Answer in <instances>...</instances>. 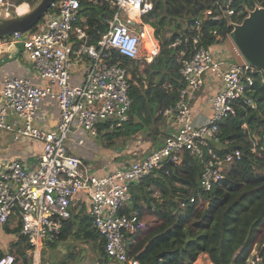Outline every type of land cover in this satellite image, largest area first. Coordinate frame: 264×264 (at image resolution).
Here are the masks:
<instances>
[{"label": "built area", "instance_id": "1", "mask_svg": "<svg viewBox=\"0 0 264 264\" xmlns=\"http://www.w3.org/2000/svg\"><path fill=\"white\" fill-rule=\"evenodd\" d=\"M82 1L55 0L36 31H14L0 38V46L19 50L44 81L37 84L17 75L0 79V129L12 131L15 141L25 138L29 144L26 152L0 162V230L14 217L12 226L19 223V232L28 241L26 255L32 264H41L45 241L58 235L71 216L72 205L82 199L94 228L104 238L107 264H140L129 253L126 240L142 229L145 221L138 210H122L129 199L128 183L159 168L163 161L180 160L185 152L200 161V190L208 191L225 179L231 166L243 160L244 152L229 148L220 123L241 109L257 108L250 94L253 74H259L262 83L264 74L244 59L230 32L226 35L234 43L239 62L226 55L220 36L216 44L201 43L200 24L210 13L204 11L195 21L193 52L181 63L184 86L178 100L161 111L167 121L177 123L175 130L164 135L158 147L128 165L103 174L89 171L83 159L67 149L71 131L81 129L96 137L100 121L107 122L109 129L120 127L130 112L127 67L112 60V52L148 61L160 53L161 41L144 21L153 7L151 0H109L114 12L107 19V29L95 44L88 43L85 30L76 24ZM89 1L101 5L104 0ZM22 5L0 0V14L22 13ZM231 13L232 9L225 8L215 17L227 18ZM180 43L177 39L171 45ZM77 66L78 80L73 78ZM206 77L213 82L205 102L206 119L199 123L193 119L192 105ZM45 100L54 101L58 108L52 123L45 121L40 110ZM248 127L247 122L240 125ZM33 142L36 149L30 150ZM248 152L264 161V134L260 142L258 137L252 140ZM180 204L184 205V200ZM14 260L9 252L0 256V264H13ZM258 261L259 253L253 247L246 264Z\"/></svg>", "mask_w": 264, "mask_h": 264}, {"label": "trees", "instance_id": "2", "mask_svg": "<svg viewBox=\"0 0 264 264\" xmlns=\"http://www.w3.org/2000/svg\"><path fill=\"white\" fill-rule=\"evenodd\" d=\"M27 1L33 5L39 0H14V3L28 4ZM151 1L153 7L144 21L161 41V50L156 57L143 62L112 52L111 59H118L127 67L131 106L128 119L120 127L109 129L107 122L98 123L97 136L106 140L108 146L117 141L124 146L126 139L132 137H146L154 146L162 143L161 139L167 134V120L161 111L178 100L179 90L184 86L181 63L193 52L195 21L203 17L204 11L210 13L201 21L200 40L208 46L220 41L217 36L224 39L249 11L264 7V0ZM225 8L232 9L233 13L227 18H216ZM113 12L109 0L101 5L89 0L81 2L76 24L85 30L88 43H96L107 29V19ZM39 21L28 32L36 31ZM167 30L168 36L165 35ZM177 39L181 43L172 46ZM253 77L250 94L257 108L241 109L220 123L229 148L238 147L244 152L243 160L231 166L225 179L208 191L200 190V161L185 152L180 160L163 161L159 168L128 183L129 199L122 210H138L145 221V226L126 240L129 253L140 264H150L153 259H156L153 264H193L201 253L207 254L213 264H246L254 246L264 264V161L248 152L252 140L258 137L260 142L264 134V83L259 74L254 73ZM243 122L248 123V129L240 128ZM137 157L134 154L130 161ZM192 195L194 200L190 201ZM182 200L184 205L180 204ZM84 202L71 212L58 235L45 241L42 252L47 248L54 256L48 259L49 254L43 252V262L73 264L85 257V248H77L76 240L90 245L93 262H109L104 238L94 228ZM7 225L3 228L9 232ZM19 225L13 227L15 236L6 237L10 244L0 251V256L9 252L15 256L13 264H32L25 253L28 241L19 232ZM160 252H163L161 256Z\"/></svg>", "mask_w": 264, "mask_h": 264}, {"label": "crops", "instance_id": "3", "mask_svg": "<svg viewBox=\"0 0 264 264\" xmlns=\"http://www.w3.org/2000/svg\"><path fill=\"white\" fill-rule=\"evenodd\" d=\"M20 4L25 5L26 3L22 2ZM21 11L24 12L25 9H22ZM224 39H226L229 42L228 43L229 46L232 48L233 51H235L236 55L239 57V54L235 50L234 43L229 39L227 35L225 36ZM224 39H222L220 42L224 43L223 41ZM226 47L227 46L223 47L222 49ZM1 52H3L2 46H0V54ZM9 53L18 56V58H21L20 55H22L19 50H13L10 51ZM10 62L4 65H0V79L6 75L27 76L37 84H44V81L39 79L37 75L30 70V67H27L24 64H20V63L19 65H17L15 61H10ZM79 72H80V68L77 66L76 70L74 71L73 78L78 80L77 77L79 76ZM212 82L213 81L209 77H206L204 85L200 90L197 99L192 105V116L196 122L199 121L200 123L206 119V112L208 111H206L205 102H206V97L208 96V92L211 90ZM40 110L43 113L45 121L50 123H52L58 115L57 105L54 101L51 100H45L42 103ZM176 127H177V123L175 121H167L165 127V133L173 132ZM83 133L85 132L82 131L81 129H74L73 131H71L67 140V149L70 153L81 157L85 165L88 167L89 171H94L98 174H103L108 171H112L115 168L125 166L126 164H128L131 157L134 156V154H136L137 156H141L146 151L159 146V144L154 146L152 142L146 137H139L137 139L132 137L126 139L124 146L122 145L121 141H117L116 143L113 144V146H108L106 144L107 142L106 140L104 139L98 140L96 137L94 138L89 135L86 136L83 135ZM26 144L27 145L24 147H14L12 149H9L7 157L5 156L3 158L7 159L8 157L13 156L15 154L26 152V148L29 146L28 143ZM32 149H36V146L30 148V150ZM29 159L32 160V157L30 156ZM0 162H2L1 158H0ZM82 202H84L82 199L77 200L72 205V207H81V205L83 204ZM6 237H10V236L6 235ZM13 240L14 239H12V241ZM5 247H8L7 244H5ZM199 260L200 257H198L193 262V264H198Z\"/></svg>", "mask_w": 264, "mask_h": 264}, {"label": "water", "instance_id": "4", "mask_svg": "<svg viewBox=\"0 0 264 264\" xmlns=\"http://www.w3.org/2000/svg\"><path fill=\"white\" fill-rule=\"evenodd\" d=\"M54 1L39 0L29 10L11 17H0V38L14 31L29 30L44 16ZM231 34L244 59L264 70V7L251 10L240 24L233 27ZM162 254L163 252H160L159 256ZM155 261L156 259H153L150 264ZM258 264H261V261H258Z\"/></svg>", "mask_w": 264, "mask_h": 264}, {"label": "rangeland", "instance_id": "5", "mask_svg": "<svg viewBox=\"0 0 264 264\" xmlns=\"http://www.w3.org/2000/svg\"><path fill=\"white\" fill-rule=\"evenodd\" d=\"M27 2H28V8H27V10H29L30 8H32L34 5H36L38 3L37 2V3L33 4V5H31V3L29 1H27ZM259 7L260 6H257V8H259ZM249 12H251V11H249ZM15 14H17L15 11H11L8 16H4V14H0V17H11V16H13ZM40 21H39L38 25L40 24ZM26 32H28V31H26ZM169 34H170V32H168V30L165 31V35L166 36H168ZM230 35L232 36V34H230ZM223 41H224V43H223L222 48L225 47V46H227L226 48H224V51L226 52V55L229 56V57H231V59L233 61H238L239 62L240 61V58L236 55L235 51H233L232 48L229 46V44H228L229 42L226 39H224ZM2 49H3V52H1V54H0V65H4L6 63H9L10 61H15L17 65H19V63H20V64H24L27 67H31V63L24 57V55H20L21 58H18V56H15L14 54L13 55L10 54L9 53L10 50L8 48H6L5 46H2ZM30 70L33 72L32 69H30ZM261 70H262V73L264 74V70L263 69H261ZM102 131H104V130H102ZM83 135L88 136V133L85 132V133H83ZM96 138L98 140L99 139L101 140V137L100 136H97ZM67 140H66V142H67ZM36 144H37L36 142H33L32 143V147H35ZM26 145L27 144H26L25 138H22L20 140H16L15 141L13 139V132L12 131H4L3 132V130L0 129V158H1L2 161H5L6 160L3 157H5V156L7 157V154H8L9 149H12L14 147H24ZM89 162H91V161H89ZM79 208L80 207H73V211L72 212H75ZM13 222H14V217H11V219L8 222V225H7L8 226L7 228H9V230H8L9 232H6L4 230V228L0 230V251H4L5 244L6 243H7V246H9V244H10V242H8V240H7L8 237L6 238V235L7 236H12V235L15 236L16 235L14 233V231H13L14 230V228L12 226L13 225ZM74 244L76 245L77 248H81V247H84L85 248V252H84L85 257L79 258L73 264H97L96 262H93L92 261V259L94 258V256H93V252H92V250L90 248V245L88 243H86V242H82L81 243V241L76 240V241H74ZM254 249L256 251L257 250V247L254 246ZM43 252H44V254L47 255V253H48L47 248H45L43 250ZM43 252L41 251V264H44V263L45 264H49L47 261H45V262L42 261V253ZM48 254H49V258L48 259L53 258V256H54L53 251L50 250ZM198 257H200V260H199L198 264H213L209 260L208 255L205 254V253L199 254ZM50 264H56V263H50Z\"/></svg>", "mask_w": 264, "mask_h": 264}, {"label": "bare ground", "instance_id": "6", "mask_svg": "<svg viewBox=\"0 0 264 264\" xmlns=\"http://www.w3.org/2000/svg\"><path fill=\"white\" fill-rule=\"evenodd\" d=\"M25 7V8H24ZM22 9H25V11H26V9H27V6H26V4L24 5H22L21 7H20V10H22Z\"/></svg>", "mask_w": 264, "mask_h": 264}]
</instances>
